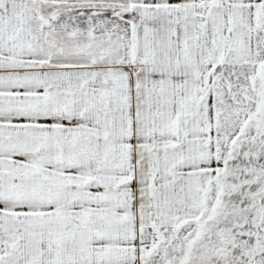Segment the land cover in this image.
Segmentation results:
<instances>
[{
  "label": "snow or ice",
  "instance_id": "snow-or-ice-1",
  "mask_svg": "<svg viewBox=\"0 0 264 264\" xmlns=\"http://www.w3.org/2000/svg\"><path fill=\"white\" fill-rule=\"evenodd\" d=\"M0 264H264V0H0Z\"/></svg>",
  "mask_w": 264,
  "mask_h": 264
}]
</instances>
